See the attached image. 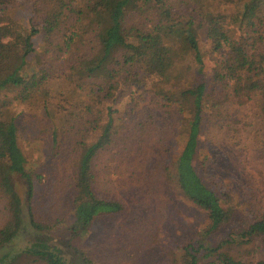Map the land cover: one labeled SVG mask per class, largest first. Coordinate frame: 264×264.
I'll return each mask as SVG.
<instances>
[{"label": "trees", "instance_id": "1", "mask_svg": "<svg viewBox=\"0 0 264 264\" xmlns=\"http://www.w3.org/2000/svg\"><path fill=\"white\" fill-rule=\"evenodd\" d=\"M231 96L258 100L264 142V0H0V190L10 213L0 246L23 230L54 228L36 217L42 177L19 143V118H41L54 145L75 141L74 187L84 199L62 233L87 263L73 241L125 209L95 192V158L120 142L127 156L137 145L169 153L177 142L176 161L160 170L206 211L208 225L171 263L264 264V211L248 221L228 204L226 170L218 167L226 145L215 156L204 150L208 105L225 117ZM132 117L136 123L126 124ZM54 235H37L20 252L42 264H73Z\"/></svg>", "mask_w": 264, "mask_h": 264}, {"label": "rangeland", "instance_id": "2", "mask_svg": "<svg viewBox=\"0 0 264 264\" xmlns=\"http://www.w3.org/2000/svg\"><path fill=\"white\" fill-rule=\"evenodd\" d=\"M234 9L233 5L222 12ZM201 44L203 50L208 48L206 41ZM208 66L212 67L211 61ZM226 105L229 111L225 117L217 116L215 109L208 105L204 150L215 156L214 148L223 150L222 143H225V154L221 153L224 150L219 152L222 163L214 164L222 166L223 172L226 170L221 176L229 194L228 204L240 214L243 210L242 217L251 221L254 212L264 211V142L259 103L257 99L239 102L232 97ZM134 123V117L127 118L126 124L133 126ZM18 126L19 143L30 169L42 177L36 185V217L45 225L54 224L55 228L60 223L61 227L56 231L53 227L52 231H38V234L35 230H23L11 244L0 246V264H42L20 250L37 235L46 237L48 233L55 234L56 244L73 264H172L171 260L181 254L180 247L200 238L207 230L206 211L187 200L175 179L160 170L165 161L171 164L176 161L180 144L174 142L169 153L150 145H137L127 156L120 142L95 158L94 189L101 197L122 201L125 209L120 214L99 218L89 233L73 241L88 256L87 263L68 245L62 233L73 222L71 207L84 199L74 187L79 156L74 150L75 141L72 137H63L54 145L41 118L20 117ZM129 130L139 135L137 129ZM204 180L209 184L208 177ZM16 182L20 188L23 186ZM7 207V198L0 190V228L10 219Z\"/></svg>", "mask_w": 264, "mask_h": 264}]
</instances>
